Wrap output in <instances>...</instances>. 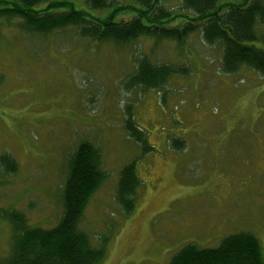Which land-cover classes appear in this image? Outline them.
<instances>
[{
  "label": "rangeland",
  "instance_id": "374dc122",
  "mask_svg": "<svg viewBox=\"0 0 264 264\" xmlns=\"http://www.w3.org/2000/svg\"><path fill=\"white\" fill-rule=\"evenodd\" d=\"M17 20L0 21V263L10 252V212L29 226L57 224L68 158L81 140L98 147L106 174L80 223L95 244L110 236L99 264H166L185 244L212 248L241 231L264 249V76L248 67L223 73L221 46L199 32L181 45L95 43L72 27L29 34ZM141 55L188 71L164 89L126 90ZM127 108L152 150L128 136ZM132 160L140 185L125 215L115 195Z\"/></svg>",
  "mask_w": 264,
  "mask_h": 264
},
{
  "label": "trees",
  "instance_id": "16d2710c",
  "mask_svg": "<svg viewBox=\"0 0 264 264\" xmlns=\"http://www.w3.org/2000/svg\"><path fill=\"white\" fill-rule=\"evenodd\" d=\"M174 2V3H173ZM99 13V14H98ZM122 15H125L123 17ZM18 19L15 27L29 34L45 35L72 27L83 40L118 44L139 37L171 40L182 44L199 32L207 45L221 46L220 69L231 74L248 67L264 76V0H0V21ZM260 42L261 47L254 43ZM185 65L151 63L139 56L124 89H164L170 78L187 73ZM125 129L144 151L152 146L141 137L130 109ZM180 140L171 139L172 145ZM98 147L87 140L77 143L67 162L61 190V215L55 226H29L23 213L8 214L12 231L10 252L0 264H99L105 256L109 235L100 234L95 244L80 227L85 207L106 177ZM4 169L12 173L15 161ZM140 185L135 160L119 171L115 200L123 214L134 206ZM1 215V210H0ZM166 264H264V249L249 232L223 237L216 247L183 245Z\"/></svg>",
  "mask_w": 264,
  "mask_h": 264
}]
</instances>
